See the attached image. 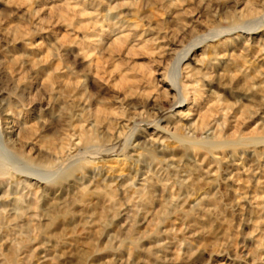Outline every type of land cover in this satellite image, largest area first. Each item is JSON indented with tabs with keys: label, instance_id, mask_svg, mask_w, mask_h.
I'll return each instance as SVG.
<instances>
[{
	"label": "rangeland",
	"instance_id": "obj_1",
	"mask_svg": "<svg viewBox=\"0 0 264 264\" xmlns=\"http://www.w3.org/2000/svg\"><path fill=\"white\" fill-rule=\"evenodd\" d=\"M262 21L0 0V264H264Z\"/></svg>",
	"mask_w": 264,
	"mask_h": 264
},
{
	"label": "bare ground",
	"instance_id": "obj_2",
	"mask_svg": "<svg viewBox=\"0 0 264 264\" xmlns=\"http://www.w3.org/2000/svg\"><path fill=\"white\" fill-rule=\"evenodd\" d=\"M262 24L264 25V21H262ZM251 28V27H250ZM189 52H190V49L187 51V53H186V51H185V54H182V55H180V56H178L177 57V59H176V63H175V70L173 71L174 72V74H175V78L174 77H172L171 79H172V81H173V84L175 85V87H176V89H177V78H178V76H179V69H180V65H181V63L184 61V59H185V57L189 54ZM53 175V173H51L50 175H48L49 177L50 176H52ZM34 180L36 181V182H41L42 183V180L41 179H38V178H34ZM35 182V183H36Z\"/></svg>",
	"mask_w": 264,
	"mask_h": 264
}]
</instances>
